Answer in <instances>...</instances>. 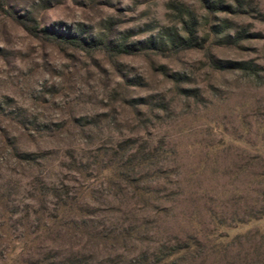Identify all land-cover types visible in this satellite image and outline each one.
I'll return each instance as SVG.
<instances>
[{"label":"rangeland","instance_id":"374dc122","mask_svg":"<svg viewBox=\"0 0 264 264\" xmlns=\"http://www.w3.org/2000/svg\"><path fill=\"white\" fill-rule=\"evenodd\" d=\"M214 1L2 0L0 264H264V0Z\"/></svg>","mask_w":264,"mask_h":264},{"label":"trees","instance_id":"16d2710c","mask_svg":"<svg viewBox=\"0 0 264 264\" xmlns=\"http://www.w3.org/2000/svg\"><path fill=\"white\" fill-rule=\"evenodd\" d=\"M205 3H207V7L209 8H215L216 1L214 0H204ZM2 4V0H0V6ZM223 10H229V6H220ZM15 19L17 20L18 17L15 16ZM21 21H19L25 29L30 32L31 34L35 36H41L47 40L54 41V42H62L65 44H69L71 46L77 47L79 49H85V50H91V49H97L100 48L99 46H106L104 41L99 40H85L80 34L78 33H72L71 31H58L55 28L43 26L40 27L39 22L32 16L23 15L19 18ZM181 32L184 33V36L181 35ZM165 36L161 37L158 41V44L161 47L168 45L171 50H183V49H190V48H196L199 45L196 38V30L194 28V24L184 23L182 25L181 31H174L168 32L164 34ZM114 52L117 53H127L133 50V46H126L125 44H118L115 45L112 49ZM226 69H241L245 72H248V74H256V71L254 69V66H252L248 62L243 63H224V67ZM17 159L20 161H24L29 163L37 162L38 156L34 154L29 153H17ZM52 197L55 199V205H58L61 208H64L67 203V193L61 195L58 193V190H56L55 187L49 188L47 185L45 187L40 188L38 191V195L36 196L37 199L42 201V204L45 205L46 198ZM45 198V199H44ZM57 201V202H56ZM174 253H168L166 258H169V256H172ZM60 264H64L63 262ZM72 264H82L79 260Z\"/></svg>","mask_w":264,"mask_h":264}]
</instances>
